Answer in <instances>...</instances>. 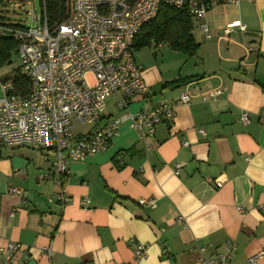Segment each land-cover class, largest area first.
<instances>
[{
    "label": "crops",
    "instance_id": "0c3cea01",
    "mask_svg": "<svg viewBox=\"0 0 264 264\" xmlns=\"http://www.w3.org/2000/svg\"><path fill=\"white\" fill-rule=\"evenodd\" d=\"M200 22L209 31L194 22L199 49L178 68L135 58L148 90L130 99L132 111L175 101L185 85L193 95L154 136L141 138L126 121L106 150L48 180L40 176L50 172L44 157L55 158L52 151L1 149L0 247L20 242V264H199L195 243L207 244L212 256L225 252L227 241L237 246L231 264H248L264 249V0L216 4ZM234 22L245 28L226 34ZM215 86L225 88L222 96L201 100L199 92ZM116 102L102 123L117 115ZM59 178L71 197L64 209L49 201ZM140 198H154L155 206ZM137 243L146 245L139 259Z\"/></svg>",
    "mask_w": 264,
    "mask_h": 264
},
{
    "label": "built area",
    "instance_id": "2783aa9c",
    "mask_svg": "<svg viewBox=\"0 0 264 264\" xmlns=\"http://www.w3.org/2000/svg\"><path fill=\"white\" fill-rule=\"evenodd\" d=\"M239 0H224L238 3ZM69 11L64 21L50 26L46 11L38 16L31 15V24L25 28L11 30L0 26V33L11 34L18 41V73L28 77L30 90L26 95L15 92L11 78L0 76L4 92L0 98V150L4 147L28 146L46 149L55 158L45 155L50 172L39 175L48 180L52 173L64 175L71 161H82L87 154L106 150L118 134L121 124L128 121L141 138L154 136L158 124L172 123L176 107L190 103L192 91L183 87L178 99L159 100L151 107L132 111L130 99L147 92L143 68L136 64L134 43L142 28L155 19L162 5L185 9L208 32L205 22H200L217 0L202 3L201 0H68ZM45 11V12H44ZM31 15V16H30ZM234 22L227 25L230 33ZM161 47V43H153ZM225 88L215 86L200 91L203 101L217 99ZM119 96L116 102L120 114L102 123L108 98ZM241 121L248 122V113ZM76 124L91 126L79 135L75 134ZM201 133L205 131L201 128ZM187 145L188 142H185ZM178 176L179 163L174 164ZM63 179L55 183L58 191L49 198L61 204L62 209L71 201L63 186ZM11 193L26 195L19 187H12ZM91 199L85 197L84 207ZM154 198H140V205L155 206ZM181 219V218H180ZM136 259L146 254V245L137 243ZM22 244L11 241L0 247V264H20L17 253ZM236 244L227 241L225 252L212 256L205 253L209 246L195 243L194 250L201 254L199 264H231V252ZM248 264H264V249L249 256Z\"/></svg>",
    "mask_w": 264,
    "mask_h": 264
},
{
    "label": "trees",
    "instance_id": "16d2710c",
    "mask_svg": "<svg viewBox=\"0 0 264 264\" xmlns=\"http://www.w3.org/2000/svg\"><path fill=\"white\" fill-rule=\"evenodd\" d=\"M11 0H5V2ZM43 9L48 16L49 25L64 21L67 18L69 11L68 0H39ZM213 0H201L202 3H209ZM218 4L224 0H217ZM4 2V3H5ZM2 3V2H1ZM4 10V9H3ZM44 11V12H45ZM155 19L147 23L141 30L134 43V50L141 49L152 45L153 43L167 44L171 49L181 52L185 57H192L197 54L200 44L193 36L195 20L187 10L162 5ZM8 11H0V26L7 29L17 30L27 27L29 24H24L16 20H12L7 15ZM18 41L11 34L0 33V69L6 65H12L17 55ZM133 50V51H134ZM18 67L13 68L15 71L12 75L5 77L11 78L15 92L21 95H26L30 90V81L27 76L18 73ZM177 81H173L175 83Z\"/></svg>",
    "mask_w": 264,
    "mask_h": 264
},
{
    "label": "rangeland",
    "instance_id": "374dc122",
    "mask_svg": "<svg viewBox=\"0 0 264 264\" xmlns=\"http://www.w3.org/2000/svg\"><path fill=\"white\" fill-rule=\"evenodd\" d=\"M2 2V3H1ZM5 0H0V11L7 12L8 17H10L12 20H16L18 22H22L24 24H31V18L28 15V12L31 13V15H41L42 13V6L39 3V0H11L10 2H5ZM4 9V10H3ZM30 15V16H31ZM157 53H156V52ZM156 53V54H155ZM134 57L139 59L140 61H146V64H149L150 62L153 61V63H161L165 67L169 68H178L179 64L183 61H186L187 56L181 52L174 51L171 49L167 44H163L162 48L156 49L154 45H150L147 47H143L138 50H134ZM135 60V61H136ZM137 62V61H136ZM19 65V59H16L15 62L11 65H6V67H3L0 69V76L2 78L8 77L14 73V69L16 66L18 67ZM145 80V79H144ZM146 82V81H145ZM4 92L1 89L0 86V98L3 97ZM119 100V96L117 94L112 95L109 97L107 104V111H114V103L115 101ZM131 108V105H130ZM115 113L120 114L121 111H115ZM84 127V126H83ZM26 147V151L29 152H34L31 147L28 146H23ZM28 148V149H27ZM9 147H4L2 150L4 153L8 152ZM40 150V149H38ZM46 163V160H44Z\"/></svg>",
    "mask_w": 264,
    "mask_h": 264
},
{
    "label": "water",
    "instance_id": "95a60500",
    "mask_svg": "<svg viewBox=\"0 0 264 264\" xmlns=\"http://www.w3.org/2000/svg\"><path fill=\"white\" fill-rule=\"evenodd\" d=\"M0 156H1V150H0Z\"/></svg>",
    "mask_w": 264,
    "mask_h": 264
}]
</instances>
